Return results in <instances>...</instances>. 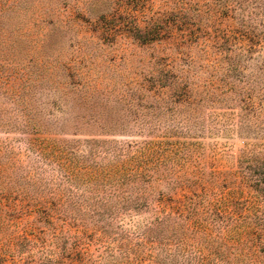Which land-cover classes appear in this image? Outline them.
<instances>
[{
  "label": "rangeland",
  "instance_id": "obj_1",
  "mask_svg": "<svg viewBox=\"0 0 264 264\" xmlns=\"http://www.w3.org/2000/svg\"><path fill=\"white\" fill-rule=\"evenodd\" d=\"M0 264H264V0H0Z\"/></svg>",
  "mask_w": 264,
  "mask_h": 264
}]
</instances>
